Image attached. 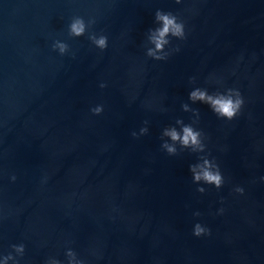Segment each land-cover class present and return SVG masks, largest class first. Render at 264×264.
<instances>
[{"label":"water","instance_id":"1","mask_svg":"<svg viewBox=\"0 0 264 264\" xmlns=\"http://www.w3.org/2000/svg\"><path fill=\"white\" fill-rule=\"evenodd\" d=\"M158 10L186 30L162 60L147 54ZM197 87L244 107L222 118ZM178 120L203 152L167 151ZM202 158L220 188L193 179ZM69 249L82 264H264V0H0V255L68 264Z\"/></svg>","mask_w":264,"mask_h":264},{"label":"clouds","instance_id":"2","mask_svg":"<svg viewBox=\"0 0 264 264\" xmlns=\"http://www.w3.org/2000/svg\"><path fill=\"white\" fill-rule=\"evenodd\" d=\"M179 2V0H178ZM157 27L150 31L148 37L152 47H149L147 54L156 60H162L166 58L165 48L170 44V38L175 37L177 39H184L186 36L185 24L175 14L158 10L156 12ZM88 24L83 17H74L69 24V33L72 36H82L87 32ZM93 43L101 50L108 47V38L106 36H92ZM54 48L57 49L62 55L68 51V45L63 41H56ZM105 85H101L104 87ZM190 100L195 103L197 101L208 104L212 111L218 116L226 118L228 120L235 119L240 114L244 107V97L237 89H228L226 92H219L210 94L207 89L194 88L189 93ZM185 111L191 110L189 105L185 104ZM103 111V105H97L93 108V112L100 114ZM177 124L180 128L176 127L166 128L164 135L171 141L165 142L164 147L170 154H175L177 151L176 145L179 144L183 148L191 149L193 152H203L205 145L202 141V133L194 128L191 124H184L182 120H178ZM147 129H142L141 132H146ZM193 179L199 183L203 181L206 184L213 185L216 188H220L224 183V177L220 172L219 166L208 158H202L200 162L191 166ZM200 191H204L203 188ZM241 193L243 189H238ZM207 229L200 224L195 225L194 235L201 236L207 233ZM16 255L23 256L25 247L23 244L13 245ZM16 255H0V264H9L12 261L13 264H19L16 259ZM69 257L68 264H82V261L76 259L75 254L71 249L67 253ZM49 264H60L58 260L52 259Z\"/></svg>","mask_w":264,"mask_h":264}]
</instances>
